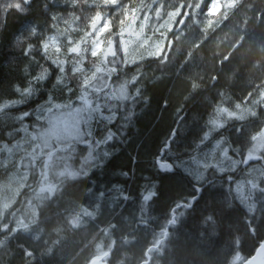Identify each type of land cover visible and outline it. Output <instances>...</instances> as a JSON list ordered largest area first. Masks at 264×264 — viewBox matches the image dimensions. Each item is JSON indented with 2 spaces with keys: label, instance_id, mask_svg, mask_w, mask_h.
Wrapping results in <instances>:
<instances>
[{
  "label": "trees",
  "instance_id": "16d2710c",
  "mask_svg": "<svg viewBox=\"0 0 264 264\" xmlns=\"http://www.w3.org/2000/svg\"><path fill=\"white\" fill-rule=\"evenodd\" d=\"M21 1L0 25V183L17 164L27 178L0 216V264L250 258L264 243V165L243 159L264 132V0ZM81 105L83 140L36 143L47 115ZM240 108L253 113L225 123ZM218 139L243 164L217 170Z\"/></svg>",
  "mask_w": 264,
  "mask_h": 264
},
{
  "label": "rangeland",
  "instance_id": "374dc122",
  "mask_svg": "<svg viewBox=\"0 0 264 264\" xmlns=\"http://www.w3.org/2000/svg\"><path fill=\"white\" fill-rule=\"evenodd\" d=\"M24 12V5L21 0H0V25H2L6 19L7 15L12 14H22ZM144 43L146 41L144 40ZM163 44L160 42L154 43L152 46V51H149L151 54L154 52H159L162 48ZM261 98H264V93H262ZM229 112V111H228ZM253 113L249 109L240 108L239 112L237 113H230L225 114L224 120L225 123H229L230 119L235 118H244L249 117ZM84 121L83 117V106H78L74 108L73 110L69 112H62L61 114L56 115L55 117H49L48 115L45 118L46 127L39 131L38 135L35 136L36 143L40 142L41 148L51 150L57 149V144L61 143L63 145L71 144L72 142H76L78 140H83L85 135L83 132V129L81 128V125ZM95 122H99L96 121ZM222 124V122H219ZM89 126V125H88ZM86 127V135L90 139L92 138V132L88 130L89 127ZM90 129V128H89ZM76 144H74L75 146ZM38 146V145H37ZM74 146L70 147V153L72 154L71 158H73V162L75 163L77 161V154L78 150ZM47 147V148H46ZM231 147V150H234ZM230 147L224 145V139H218L216 140V143L212 145V148L209 152V159L213 160L216 159V169L220 171H226L227 168L234 169L237 168L239 164H243L242 160L244 159L245 163H248L249 160H259L264 165V159L262 160L261 156L264 155V132L258 137H256L253 140V144L251 148L249 149L246 156L241 159V157L238 155L237 158L233 157L230 154ZM73 151V152H72ZM18 153V152H17ZM258 155V156H257ZM233 157V158H232ZM264 157V156H263ZM85 161L90 160L89 153L85 156ZM72 160V159H71ZM54 162H49V165H52ZM204 168H208L211 163H204ZM183 169L190 175H192L196 180L201 181L202 178H199V171H197L196 164L192 166L182 165ZM14 171L10 174L8 180L4 183H0V216L4 212V210L9 207L13 200L16 198L19 190L24 184L25 179L27 178V175L18 168V164L15 165ZM249 168V167H248ZM261 168V167H260ZM264 172V171H263ZM258 173V168L254 170V175L256 176ZM75 173L71 172L69 168L62 167L57 170V177L59 178H68L72 179L74 178ZM79 175H77L78 177ZM246 187L247 189L243 191V188ZM253 188L252 184L249 182L240 181L235 186V191L238 192L240 190V197H248V199L251 196L250 190Z\"/></svg>",
  "mask_w": 264,
  "mask_h": 264
},
{
  "label": "water",
  "instance_id": "95a60500",
  "mask_svg": "<svg viewBox=\"0 0 264 264\" xmlns=\"http://www.w3.org/2000/svg\"><path fill=\"white\" fill-rule=\"evenodd\" d=\"M90 264H106L101 258H96ZM242 264H264V244H261L254 255L247 259Z\"/></svg>",
  "mask_w": 264,
  "mask_h": 264
},
{
  "label": "bare ground",
  "instance_id": "6f19581e",
  "mask_svg": "<svg viewBox=\"0 0 264 264\" xmlns=\"http://www.w3.org/2000/svg\"><path fill=\"white\" fill-rule=\"evenodd\" d=\"M5 167V166H4ZM30 177V176H29Z\"/></svg>",
  "mask_w": 264,
  "mask_h": 264
}]
</instances>
